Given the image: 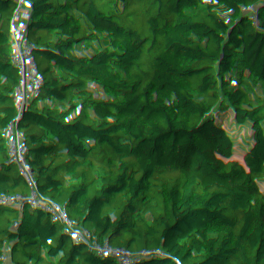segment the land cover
I'll use <instances>...</instances> for the list:
<instances>
[{
    "label": "trees",
    "instance_id": "trees-1",
    "mask_svg": "<svg viewBox=\"0 0 264 264\" xmlns=\"http://www.w3.org/2000/svg\"><path fill=\"white\" fill-rule=\"evenodd\" d=\"M0 26V264H264V0H0Z\"/></svg>",
    "mask_w": 264,
    "mask_h": 264
},
{
    "label": "built area",
    "instance_id": "built-area-1",
    "mask_svg": "<svg viewBox=\"0 0 264 264\" xmlns=\"http://www.w3.org/2000/svg\"><path fill=\"white\" fill-rule=\"evenodd\" d=\"M227 24V22H225ZM8 46V36L4 29L0 26V53L6 49ZM264 99V80L262 82V93L259 98L257 99H250V100H245L244 103L247 104L249 107L254 108V105L256 101ZM190 105L193 107L196 105V102L192 99L190 101ZM233 112V108L230 110V113L224 118L223 121V127L222 131L226 132L230 119H231V114ZM204 142L207 144L209 150L213 153L215 157H219V152H218V136L217 135H210L204 138ZM243 177L248 179L251 185V188L255 191V193L260 197V199L264 203V186L255 182L253 177L249 176L246 173H243ZM2 216H3V208L0 205V227H1V221H2ZM263 217H264V212H263ZM40 241V237L36 239V244H38Z\"/></svg>",
    "mask_w": 264,
    "mask_h": 264
},
{
    "label": "rangeland",
    "instance_id": "rangeland-1",
    "mask_svg": "<svg viewBox=\"0 0 264 264\" xmlns=\"http://www.w3.org/2000/svg\"><path fill=\"white\" fill-rule=\"evenodd\" d=\"M222 226V219L220 217L213 216L212 221L210 222V229L212 230L213 233ZM190 246V244H189ZM187 255L189 256V250L186 252V257ZM195 264H210L211 263V258L208 255H204L203 257H194Z\"/></svg>",
    "mask_w": 264,
    "mask_h": 264
}]
</instances>
